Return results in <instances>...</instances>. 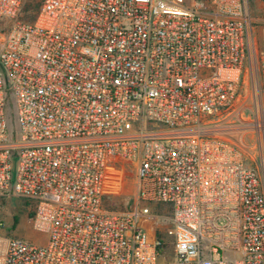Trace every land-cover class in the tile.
Listing matches in <instances>:
<instances>
[{
    "label": "built area",
    "instance_id": "built-area-1",
    "mask_svg": "<svg viewBox=\"0 0 264 264\" xmlns=\"http://www.w3.org/2000/svg\"><path fill=\"white\" fill-rule=\"evenodd\" d=\"M252 1L42 0L25 23L0 0V196L45 236L0 233V264H160L167 239L171 264H264V163L225 137L244 79L264 96ZM115 163L127 212L102 204Z\"/></svg>",
    "mask_w": 264,
    "mask_h": 264
},
{
    "label": "rangeland",
    "instance_id": "rangeland-1",
    "mask_svg": "<svg viewBox=\"0 0 264 264\" xmlns=\"http://www.w3.org/2000/svg\"><path fill=\"white\" fill-rule=\"evenodd\" d=\"M33 3L41 0H32ZM252 3V4H251ZM250 3L251 16L264 15V0H253ZM31 15V12H29ZM5 26L0 27V33ZM259 116V118H258ZM262 121V122H259ZM231 123L225 131V137L235 144L240 140L248 146L247 161L255 164L264 163V96L254 92L252 81L245 78L234 111L228 121ZM136 168L131 164L115 163L108 168L103 186V207L113 212H127L136 202ZM34 205L32 202L14 196H0V233L9 237L20 238L35 245L42 244L45 236L32 228L31 218ZM152 212L166 214L161 206H151ZM156 223V222H155ZM13 230H10L11 225ZM154 233L166 230L165 220L151 224ZM174 259L173 245L167 239V245L159 257L160 264H171Z\"/></svg>",
    "mask_w": 264,
    "mask_h": 264
},
{
    "label": "trees",
    "instance_id": "trees-1",
    "mask_svg": "<svg viewBox=\"0 0 264 264\" xmlns=\"http://www.w3.org/2000/svg\"><path fill=\"white\" fill-rule=\"evenodd\" d=\"M42 0L41 1H37L35 3H33L32 0H25L21 10H20V13H19V20H21L22 22H25V23H31L32 21H34L35 17H36V14L39 10V7H40V4H41ZM29 12H31V15L29 14ZM5 26V29L7 27V25L3 24ZM158 206V205H157ZM33 215V213H32ZM14 228V225L12 224L11 227H10V230H13ZM157 236L160 235V233H156Z\"/></svg>",
    "mask_w": 264,
    "mask_h": 264
},
{
    "label": "crops",
    "instance_id": "crops-1",
    "mask_svg": "<svg viewBox=\"0 0 264 264\" xmlns=\"http://www.w3.org/2000/svg\"><path fill=\"white\" fill-rule=\"evenodd\" d=\"M247 159H248V158H247ZM247 164L250 165V166H255V167H256V166H257V167H261V166H262V164H255V165H254L252 162H248V161H247Z\"/></svg>",
    "mask_w": 264,
    "mask_h": 264
}]
</instances>
